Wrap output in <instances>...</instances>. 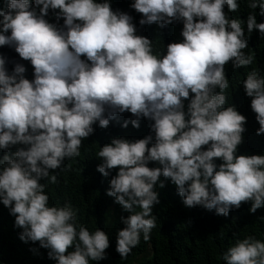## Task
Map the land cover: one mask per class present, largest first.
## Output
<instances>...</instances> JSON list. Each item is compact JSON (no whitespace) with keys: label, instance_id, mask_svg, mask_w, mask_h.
<instances>
[{"label":"clouds","instance_id":"clouds-1","mask_svg":"<svg viewBox=\"0 0 264 264\" xmlns=\"http://www.w3.org/2000/svg\"><path fill=\"white\" fill-rule=\"evenodd\" d=\"M132 1L142 14L140 25L164 26L167 35L178 30L174 37L181 40L154 53L153 41L135 34L132 15L113 11L109 0H6L0 10V46L14 48L33 69L31 80L20 63L9 72L0 55V204L21 229L19 239L39 242L55 264L101 260L109 237L79 224L70 203L49 204L41 181L57 183L55 170L80 156L92 125L107 127L117 113H131L134 128L141 117L152 121L154 134L112 138L95 154L104 177L117 169L106 195L128 213L115 234L121 259L156 227L154 187H164L161 176L176 186L186 207L227 216L241 202H250V213L264 206V154H237L246 117L225 107V65L253 63L243 51V22L224 11L235 12L237 0ZM248 6H259L264 15V0ZM49 9L63 25L45 18ZM246 28L264 35V22L253 14ZM241 84L259 124L256 134H264V76L253 69ZM17 145L22 147L9 155ZM221 258L224 264H264V241L237 239Z\"/></svg>","mask_w":264,"mask_h":264},{"label":"trees","instance_id":"trees-1","mask_svg":"<svg viewBox=\"0 0 264 264\" xmlns=\"http://www.w3.org/2000/svg\"><path fill=\"white\" fill-rule=\"evenodd\" d=\"M250 2L251 0H237L238 9L235 12L229 13L227 7L224 8L230 18H238L243 22L242 27L247 36V48L243 51L253 55V63L246 67L232 69L230 62L225 65L226 78L229 81V86L225 90V107L231 104L246 117L242 143L237 147L238 155L264 154V134H256L259 124L250 108L251 98L245 95L241 84L246 74L253 69L264 76V35L257 29L248 33L246 28L249 14L255 16L257 23L264 22V15L259 14V6L255 9L250 8L248 6ZM109 3L113 11L119 10L132 15L135 34L153 41L154 53L162 55L168 43L181 40L174 37L178 30H173L167 35L164 26L161 29L157 25H140L142 14L130 7L132 0H109ZM5 8L6 0H0V10ZM45 18L51 23H57L58 26L63 25V18L56 21L51 9ZM0 55L6 57V68L9 72L15 63H20L26 69L25 78L29 80L33 78L30 62L21 59L14 48L0 46ZM184 103L186 106L187 100ZM134 118L131 113L125 111L117 113L110 119L107 127L102 128L94 123L93 133L81 142L80 156L66 159L61 169L55 170L57 183L48 184L47 179L41 181L47 185L45 192L49 195V204L70 203L78 210L79 224L84 225L90 232L100 228L108 235L109 247L105 250L104 258L90 261V264H224L222 253L237 239L253 236L264 241L262 219L264 206L250 213V202H241L240 207L230 209L227 216L217 215L214 209L210 211L202 206L186 207L177 193L176 186L161 176L159 179L164 181V187H154L159 200L152 210V215L156 216V227L151 230L148 241H144L141 236L139 243L128 256L121 259L115 251V234L123 227L120 217L127 216L128 213L114 203L113 197L106 195L111 175H115L117 169L113 168L110 176L104 177L96 171L101 160L95 154L100 146L109 143L112 138L135 140L153 134L149 128L152 121L141 117L139 127L134 128L130 122ZM125 120L129 121L127 127H121ZM16 147L22 145L8 149V154L14 152ZM4 154V150H0V157ZM220 162L216 159L217 164ZM147 166L151 168L158 165L149 162ZM111 207L114 213L108 227L107 212ZM13 223L14 217L9 215L3 204H0V264H55L54 260L48 258V250L40 247L39 242L21 241L19 239L21 229L14 227Z\"/></svg>","mask_w":264,"mask_h":264},{"label":"rangeland","instance_id":"rangeland-1","mask_svg":"<svg viewBox=\"0 0 264 264\" xmlns=\"http://www.w3.org/2000/svg\"><path fill=\"white\" fill-rule=\"evenodd\" d=\"M139 209H137V211H138ZM113 213H114V211H113V208L111 207L109 210H108V212H107V226L108 227H110V223H111V220H112V218H113Z\"/></svg>","mask_w":264,"mask_h":264}]
</instances>
